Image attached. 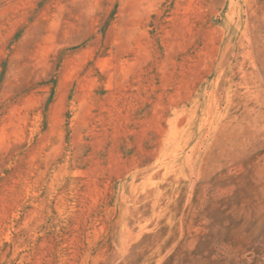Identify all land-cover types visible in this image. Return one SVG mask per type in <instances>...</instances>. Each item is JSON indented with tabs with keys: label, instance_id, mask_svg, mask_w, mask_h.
I'll return each instance as SVG.
<instances>
[{
	"label": "rangeland",
	"instance_id": "rangeland-1",
	"mask_svg": "<svg viewBox=\"0 0 264 264\" xmlns=\"http://www.w3.org/2000/svg\"><path fill=\"white\" fill-rule=\"evenodd\" d=\"M0 264H264V0H0Z\"/></svg>",
	"mask_w": 264,
	"mask_h": 264
}]
</instances>
